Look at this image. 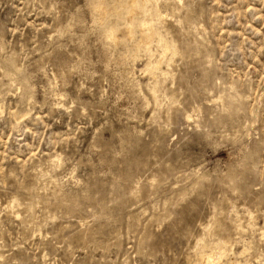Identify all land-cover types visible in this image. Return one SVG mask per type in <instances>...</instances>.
<instances>
[{
	"label": "rangeland",
	"instance_id": "rangeland-1",
	"mask_svg": "<svg viewBox=\"0 0 264 264\" xmlns=\"http://www.w3.org/2000/svg\"><path fill=\"white\" fill-rule=\"evenodd\" d=\"M263 231L264 0H0V264H264Z\"/></svg>",
	"mask_w": 264,
	"mask_h": 264
},
{
	"label": "bare ground",
	"instance_id": "bare-ground-1",
	"mask_svg": "<svg viewBox=\"0 0 264 264\" xmlns=\"http://www.w3.org/2000/svg\"><path fill=\"white\" fill-rule=\"evenodd\" d=\"M130 2H132V1H130ZM132 3H134V2H132ZM132 3H131V4H132ZM102 10H103V9H102ZM103 11H104V10H103ZM104 13H105V12H104ZM130 14H131V13H130ZM102 15H103V14H102ZM161 15H162V14H161ZM161 15H160V16H161ZM145 23H146V21H145ZM148 23H149V21H148L146 24H148ZM142 26H143V25H142ZM140 27H141V26H140ZM145 30H147V29H145ZM148 31H149V30H148ZM141 32H142V31H141ZM130 33H131V32H130ZM128 35H129V33H128ZM132 36H133V35H132ZM111 37H112V36H111ZM108 38H109V37H108ZM113 38H114V37H113ZM115 40H116V39H115ZM113 42H114V41H113ZM116 42H117V41H116ZM150 59H151V58H149L148 60L150 61ZM149 61H148V62H149ZM148 62H146V64H148ZM149 63H150V62H149ZM152 63H153V62H152ZM152 63H151V64H152ZM154 64H156V63H154ZM158 64H159V63H158ZM152 67H153V66H152ZM152 67H151V68H152ZM143 68H144V67H143ZM143 68H142V70H143ZM146 71H147V70H146ZM149 71H150V70H149ZM18 121H19V120H18ZM11 201H13V200H11ZM14 203H15V202H14ZM8 208H9V206H8ZM249 211H250V210H249ZM249 213H250V212H249ZM247 215H248V213H247ZM250 215H251V214H250ZM252 218H253V217H252ZM255 218H256V217H255ZM247 219H248V218H247ZM239 222H240V221H239ZM248 223H250V222H248ZM248 223H247V224H248ZM236 225H237V224H236ZM247 226H248V225H247ZM237 227H238V226H237ZM239 227H241V226L239 225ZM243 228H244V227H243ZM241 229H242V228H241ZM263 232H264V231H263ZM207 234H208V232H207ZM208 235H209V234H208ZM261 235H262V232H261ZM221 239H222V238H221ZM224 241H225V240H224ZM230 241H231V240H230ZM202 242H203V241H202ZM225 242H226V241H225ZM232 242H233V241H232ZM232 242H231V243H232ZM227 244H228V243H227ZM232 244H233V243H232ZM232 244H231V245H232ZM197 245H199V244H197ZM204 245H205V244H204ZM213 246H214V245H213ZM244 246H245V245H244ZM244 246H243V247H244ZM200 247H201V246H200ZM243 249H244V248H243ZM247 249H248V248H247ZM247 249H246V250H247ZM230 250H231V249H230ZM230 250H229V251H230ZM232 251H233V250H232ZM203 252H206V251H203ZM241 252H242V251H241ZM243 252H244V251H243ZM245 252H246V251H245ZM196 253H197V252H196ZM206 253H207V252H206ZM218 253H219V252H218ZM225 253H226V251H225ZM236 253H237V252H236ZM232 254H233V253H232ZM239 254H242V253H239ZM243 254H244V253H243ZM204 255H206V254L204 253ZM207 255H209V253H208ZM211 255H212V254H211ZM211 255H210V256H211ZM219 255H220V254H219ZM199 256H200V255H199ZM202 256H203V255H202ZM202 256L199 257V258H200V260H199V261H200V264H207V262L209 261V257H210V256H203V257H202ZM213 256H214V255H213ZM226 256H227V255H226ZM215 258H216V257H215ZM211 259H214V258H211ZM231 259H232V258H231ZM220 260H221V259H220ZM212 261H213V260H212ZM214 261H215V260H214ZM209 262H210V261H209ZM236 262H237V260H236ZM228 263H229V262H228ZM232 264H233V262H232Z\"/></svg>",
	"mask_w": 264,
	"mask_h": 264
}]
</instances>
